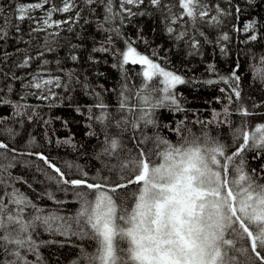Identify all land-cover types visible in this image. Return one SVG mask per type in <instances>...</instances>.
<instances>
[{"label": "snow or ice", "instance_id": "snow-or-ice-1", "mask_svg": "<svg viewBox=\"0 0 264 264\" xmlns=\"http://www.w3.org/2000/svg\"><path fill=\"white\" fill-rule=\"evenodd\" d=\"M6 3L8 7H5ZM81 3L84 5L83 8ZM244 3L249 9H258L264 4V0H244ZM149 8L154 11L149 12ZM100 9H102V18L97 15ZM86 10L89 17L96 16L97 31L106 34L105 40L91 49L88 60L93 63L99 62L94 53L111 55L116 60L111 67L121 73L122 83L118 91L109 90L103 85L99 86L103 92L97 91L87 79L74 80L75 73L71 71L65 76L51 74L45 76L43 67L34 73L27 71L34 60L43 58L46 52L56 51L59 43L55 38L60 36L61 30L72 32L73 26L79 24L81 20L84 24L91 23V20L84 15ZM9 12L11 15H8ZM69 13L72 15H68ZM155 13H159L165 25V32L174 44L186 45L189 49L188 54L193 56L201 54L202 42L213 43L206 28L221 29L226 22H231L233 19L236 23L232 24V32L236 34L237 39L241 35L244 37L241 43H259L264 40V21L255 18L258 13H251L250 18L239 26L244 8L240 6L238 0H225V5L213 3L212 0H118V3L117 0H60L59 5L55 0H17L15 3L4 0L0 3V46L12 41L17 44L26 43L25 30L22 27L26 22L30 25L27 31L30 39L44 36L42 51H37L35 56L28 53L13 61L8 71L4 70V65L8 64L12 53L5 50L3 56H0V80L5 82V87L0 88V108L11 109L8 115L0 114V137L5 138L0 139V264H47L40 251L45 245L59 244L63 247L65 243H70L73 237L81 241H95L96 237L93 231H90L89 225L92 229H96L97 226L89 215L90 201L86 197L91 190L101 187L102 184L107 185L111 179L110 175L105 177L100 170L92 176L79 164L71 162H64V167H61L43 151L31 150L36 145L34 137L27 141L28 150L16 147L15 141L19 133L8 122L11 120L23 125L24 117L28 122H33L39 115L40 105L29 103V97L48 107L58 106L51 103L61 96L56 90L62 89L67 95L74 91V84L82 87L85 95L92 96L94 103L77 105L75 110L81 115H84L85 110L87 111L89 130L85 133L86 136L98 137L103 134V147L98 155L108 157L109 163L105 164V169L109 172L114 171L121 163L129 165L134 159V154L136 157L147 158L149 153L146 152V148L150 142L155 141L157 144L168 142L160 135L156 113L165 108L174 114L186 112L187 109L181 103L182 94H178L176 90L177 86L190 81L159 62L164 60V63L168 64L166 57H158L156 52H153L152 57L139 52L136 47L138 41L124 33L128 23L136 17ZM56 15L65 18L55 19ZM231 39L229 32H220L215 43L220 45L222 54H227L226 43ZM120 40L124 42L123 49L116 46V42ZM66 46L69 48L67 58L74 63L78 62L80 56L76 54V50L81 45L69 43ZM19 51L17 47L16 52ZM48 63L47 59H43V65ZM56 63L58 66L61 65L59 60ZM259 64L264 66V55L259 58ZM129 65H139L141 68V71L136 73L142 78L139 87L134 84L130 86L128 83L133 79L130 76ZM12 68L25 70L24 77L12 71ZM239 68L240 65L237 63L228 75H218L214 64L208 66V71L214 74V78L202 83L223 85L220 88L222 95L215 98L223 107L221 110L213 109L211 118L196 122L205 127L227 125L232 136L231 147L235 150V156L239 157L241 169L248 170L247 153H254L253 160L264 159V121L252 123L248 119L256 115L264 116V112L259 111L264 109V101H253L252 109L248 108L241 87L242 78ZM60 70L64 72L63 68ZM99 75L103 76L104 73L101 72ZM254 79H259L260 83L264 84V72L254 76ZM9 81H19L24 90L23 94L17 95L13 83ZM110 91H116L115 107L105 99L104 94ZM233 105L238 106L233 108ZM234 115L243 118L235 127L231 119ZM186 120L187 117L180 121V126H184ZM44 123L47 125L50 121L45 120ZM64 124L67 127V121ZM97 127L100 128V133H97ZM112 129L116 130L115 133ZM149 129L156 131L149 133ZM179 130L178 126L173 131ZM129 133L126 141L125 136ZM56 143L58 147L62 145H71L74 149L76 147L72 137L58 139ZM129 144L132 145L131 148L128 147ZM225 147H227L226 143L218 150H223ZM125 151L127 158L122 156ZM24 156L29 157V160L24 161L26 166L31 165L32 157L43 161L44 166L36 165V171L44 175L49 184L55 183L59 191L67 193L74 190L73 195L79 205L74 215L69 217L60 214V209L66 202L49 189L38 193V200L46 198L52 201L56 205L55 209H48L33 201L27 193L17 187V184L23 183L29 189H33L32 184L22 176H15L12 171L21 163L20 157ZM73 168L75 175L71 172ZM249 171L252 178L258 175L264 180V165H261L259 170ZM128 186L130 185H111L115 191H119L120 187ZM41 230L52 236L61 235L65 237V241L39 240ZM75 246L79 249V254L71 264H100L103 260V256L98 255L100 251L98 247L89 251L84 244Z\"/></svg>", "mask_w": 264, "mask_h": 264}, {"label": "trees", "instance_id": "trees-1", "mask_svg": "<svg viewBox=\"0 0 264 264\" xmlns=\"http://www.w3.org/2000/svg\"><path fill=\"white\" fill-rule=\"evenodd\" d=\"M3 2L4 0H0V3ZM11 2L15 3L17 0H11ZM55 2L57 5L60 4V0H55ZM212 2L225 5V0H212ZM238 2L244 8V14L241 16L239 26H242L245 20L250 18L251 13H258L255 18L264 21V4L258 9H249L244 0H238ZM5 7H8L7 3ZM81 7H84L82 3ZM148 11L153 12L154 10L149 8ZM8 15H11V12ZM68 15H72V13ZM84 15L91 20V23L84 24L83 20H81L79 24L73 26L72 32L61 30L60 36L55 38L59 43L56 51L52 53L46 52L43 58L34 60L31 68L27 71L34 73L43 67L45 76L48 74L65 76L67 72L71 71L75 73L74 80L84 81L87 79L97 91L103 92V89L99 87L100 85L109 90L115 89L118 91L122 83L121 73L111 67L116 60L111 55L101 53L93 54L99 61L98 63L88 60L91 49L94 46H99L105 40L106 34L97 31L96 16L89 17L87 10L84 12ZM97 15L102 18V9L98 11ZM64 18L61 15L55 16V19ZM235 23L236 21L233 19L231 22H226L221 29L209 30L206 28L205 30L209 32L213 43L204 44L202 42L201 54L194 56L188 54L189 49L186 45L176 46L173 40L169 38L165 32V25L159 13L138 16L128 23L124 29L126 36L138 41L136 47L139 52L147 54L150 57H152L153 52H156L158 57H166L169 61L168 64H165L164 60H160L159 62L170 70L177 71L190 81V83L177 86L176 90L178 94H182L181 103L187 109L186 112L174 114L166 108L157 111V127L160 135L168 142L159 144L155 141L150 142L146 148V152L149 153L147 158L145 156L136 157L134 154L135 159H132L129 165L121 163L120 166L111 172L105 169V164L109 163V159L108 157L98 155L103 147V134H100L98 137L86 136L85 133L89 130L87 127L89 123L87 111L85 110L84 115H81L75 110L77 105L85 106L94 103V98L85 95V90L75 84L73 85L74 91L67 95L63 93L62 89L56 90L61 93V96L58 100L51 103L58 106L48 107L29 97V103L40 105L38 108L39 115L33 122H28L26 117H24L25 122L23 125L14 123L11 120L8 122L19 133L15 146L21 150H28L27 141L34 137L36 145L31 150L43 151L58 162L61 167H64V162H71L79 164L92 176L96 175L97 171L100 170L105 177L109 175L111 177L107 185L102 184L99 188H104L110 192L112 199L118 204L114 203L115 211L112 205L109 211L101 207L99 202L104 203L105 199L98 192L96 193L91 190L86 197L90 201L89 215L92 217V222L97 226L96 229H92L91 225H89L90 231H93L96 237L95 241H81L73 237L71 242L65 243L63 247H60L59 244L45 245L40 251L47 264H71L79 254V249L75 246L78 244H84L89 251H93L98 247L100 250L98 255L103 256L100 264H109L107 263L109 259H114V262L111 264H133L132 259H136L138 256L144 254L154 255L155 252L145 249L140 250L141 247L137 250L138 241L135 242L132 250L130 241L126 236L124 237L118 227L127 221L135 207L139 206V203L144 206V215L146 217L152 213V208L142 198L145 195L146 189L150 187L151 181L157 177V171L161 167L159 164L168 158L166 152L172 150L190 151L191 154H195V157L203 159L204 162L211 163L217 172L215 177L223 183L225 207L227 205L231 216V218L229 217L230 221L228 225L232 229L240 230L242 233L239 235L241 239L236 240L232 247V256L229 257L227 264H264V180H261L258 175L256 178H252L249 171L251 169L259 170L260 166L264 165V159L253 160L254 153L249 152L247 153L248 170L241 169L239 157L235 156V150L231 147L232 136L229 127L227 125L205 127L196 122L197 120L204 121L211 118L213 109L221 110L223 107L215 99L222 95L220 88L223 85H207L202 83V81L214 78V74L208 71V66L212 64L215 65L218 75H228L235 65L239 63L240 68L238 71L242 78L241 87L248 108L252 109L253 101H264V84H261L259 79H254V76H259L264 72V66L259 64V58L264 55V40H261L259 43H241L240 41L244 37L241 35L237 39L236 34L232 32V24ZM22 27L25 30L24 40L26 43L17 44L15 41H12L7 45L0 46V56H3L5 50L12 53L8 64L4 65L5 71L9 70L13 61L22 58L28 53L35 56L37 51L43 50L44 36L41 35L39 39H30L27 35L30 25L26 22ZM221 31L229 32L232 36V39L226 43L228 49L226 55L220 52V45L215 43ZM49 39L53 38L49 37ZM69 43L81 45L76 50V54L80 56L78 62L74 63L67 58L69 48L66 45ZM116 46L123 49L125 47L123 40L117 41ZM17 47L20 49L19 53L16 52ZM43 59H47L49 63L43 65ZM57 60L61 61L60 66L57 65ZM61 68L64 69V72H61ZM11 70L17 72L22 78L25 75V70L23 69L12 68ZM129 70L130 76L133 77V79L128 81L129 85L134 84L139 87L142 83V78L137 76L136 73L141 71L140 66L129 65ZM101 72L104 73L103 76L99 75ZM9 82L13 83L14 92L17 95L23 94L24 90L19 81ZM3 87H5V82L0 80V88ZM116 91L104 94L106 101L113 107H115L117 99ZM133 91H135V88H133ZM237 106L233 105L232 107L235 108ZM259 111L264 112V109H260ZM10 112L11 109L9 107L0 108V114L8 115ZM29 114H31V109H29ZM185 117H187L185 125L180 126L179 122L184 120ZM231 119L234 122L233 127H235L243 118L234 115ZM248 119L252 123H256L264 121V116L256 115L248 117ZM45 120H49L50 123L46 125L44 123ZM65 121H67V127L64 124ZM178 126L180 130L177 132L173 131ZM96 131L100 133V128L97 127ZM112 131L115 133L116 130L112 129ZM153 131H156V129H149V133ZM128 135L130 133L125 136L126 141ZM68 137H72L73 144L76 145L75 149L71 145L57 146L56 141L58 139L63 140ZM0 139L5 138L0 137ZM49 140H51V143H49ZM180 142L185 144L183 147H187L180 149L176 145ZM224 143L227 144V147L223 148V150H218ZM131 146L129 144L128 147L131 148ZM122 156L127 158V152L122 153ZM153 158L155 163L152 160ZM180 159L183 160V158ZM20 160L21 163L12 170L13 174L15 176H22L33 185L34 190L29 189L23 183L17 184V187L27 193L33 201L42 204L48 209H55L56 205L52 201L46 198L38 200V193L49 189L55 192L59 199L64 201L69 200L60 209V214L69 217L74 215L79 207L73 195L74 190L64 193L57 189L55 183L49 184L45 176L36 171V165L44 166L43 161H38L35 157H32L31 165L26 166L24 161L29 160V157H20ZM158 160L159 162H157ZM142 161L148 164L149 169H151L150 164L159 166L154 174H150L149 171L145 180H142L141 176L144 166ZM71 172L75 175L74 168ZM113 184H129L130 186L120 187L119 191H115L111 187ZM144 184L145 187L142 191ZM96 195L98 197L95 199ZM240 196L251 197L253 205L248 212H241L239 210H234L233 212L229 207L233 203V199L236 198L238 200ZM130 199L132 200L129 201ZM254 210L261 213L260 217L253 215ZM102 213H104L103 216ZM113 218L116 220L117 228L114 231V243L109 239L111 251L108 255L105 250L107 242L106 232L108 229H111L110 220L114 221ZM252 222H255L257 226L253 225ZM38 239L42 241L53 239L65 241V237L58 234L52 236L43 230L40 231ZM150 260L152 259L148 257L147 261Z\"/></svg>", "mask_w": 264, "mask_h": 264}, {"label": "rangeland", "instance_id": "rangeland-1", "mask_svg": "<svg viewBox=\"0 0 264 264\" xmlns=\"http://www.w3.org/2000/svg\"><path fill=\"white\" fill-rule=\"evenodd\" d=\"M176 145L180 149L187 147H183L185 144L182 142ZM182 154L190 155H184L186 158L181 162L168 157L161 162L159 171H157L158 166L155 167L157 177L151 181L150 187L145 191L143 199H153L158 191L157 186L166 180L169 181L170 178L173 179L169 189L175 192V197L170 192L164 203L165 208L158 206L157 212L152 211L154 217L150 220L151 226L153 223L163 221L153 227L152 235L144 232L145 238L136 239L135 232L142 222L137 224L131 216L122 227H118L124 237L126 236L130 241L132 250L135 242L138 241L137 250L141 247L140 250L155 252L154 255L144 254L132 259L133 264H227L229 257L232 256L231 251L235 241L241 239L239 236L242 234L241 231L232 229L227 223L226 216L229 210L227 205L225 207L222 186L215 177L217 172L214 166L195 157L191 152H182ZM152 160L155 163L154 158ZM141 176L142 180L147 178V171L144 168ZM235 182L237 183L236 179ZM144 187L145 184L142 186V191ZM96 191L105 199L104 203L99 202L101 207L109 211L112 205L115 211L114 203L118 204L112 199L110 192L102 188H97ZM252 205L250 196H240L235 203V207L241 212H248ZM143 210L140 212L142 213ZM253 215L260 217L261 213L254 210ZM113 219L116 222L115 218ZM114 221L112 220L110 224L117 228ZM252 224L257 226L255 222ZM110 235L111 232L107 231L105 250L108 255L111 251L109 239L113 241ZM148 257L152 260L147 261ZM113 262L114 259H109L107 263Z\"/></svg>", "mask_w": 264, "mask_h": 264}, {"label": "bare ground", "instance_id": "bare-ground-1", "mask_svg": "<svg viewBox=\"0 0 264 264\" xmlns=\"http://www.w3.org/2000/svg\"><path fill=\"white\" fill-rule=\"evenodd\" d=\"M96 189H97V188H96ZM96 189H94L93 191L97 193ZM95 199H96V197H95ZM131 200H132V199H130L129 201H131ZM68 201H69V200H65V202H68ZM132 207H133V206H132ZM132 207H130V209H131ZM94 248H95V244H94Z\"/></svg>", "mask_w": 264, "mask_h": 264}]
</instances>
